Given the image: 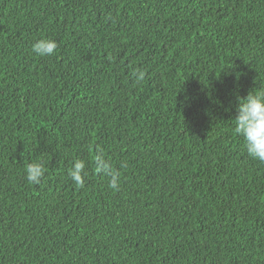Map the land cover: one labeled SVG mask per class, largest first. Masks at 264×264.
<instances>
[{"label":"trees","instance_id":"16d2710c","mask_svg":"<svg viewBox=\"0 0 264 264\" xmlns=\"http://www.w3.org/2000/svg\"><path fill=\"white\" fill-rule=\"evenodd\" d=\"M255 91L264 0H0V264H264Z\"/></svg>","mask_w":264,"mask_h":264},{"label":"clouds","instance_id":"9594fccd","mask_svg":"<svg viewBox=\"0 0 264 264\" xmlns=\"http://www.w3.org/2000/svg\"><path fill=\"white\" fill-rule=\"evenodd\" d=\"M58 43L52 38H41L32 44V51L41 57H49L55 54ZM136 81H143L145 73L138 72ZM235 133L242 136L245 141L247 155L252 159L264 161V91L249 92L245 97H239L235 115ZM96 170L106 171L108 165L102 155L95 158ZM85 162L76 160L69 170V177L77 187L85 186ZM27 181L31 184H39L44 176L43 162L34 161L26 165ZM110 187L116 188V179L110 181Z\"/></svg>","mask_w":264,"mask_h":264}]
</instances>
